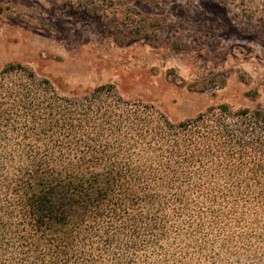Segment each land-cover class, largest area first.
Listing matches in <instances>:
<instances>
[{"label":"trees","instance_id":"16d2710c","mask_svg":"<svg viewBox=\"0 0 264 264\" xmlns=\"http://www.w3.org/2000/svg\"><path fill=\"white\" fill-rule=\"evenodd\" d=\"M0 264H264V108L0 66Z\"/></svg>","mask_w":264,"mask_h":264},{"label":"rangeland","instance_id":"374dc122","mask_svg":"<svg viewBox=\"0 0 264 264\" xmlns=\"http://www.w3.org/2000/svg\"><path fill=\"white\" fill-rule=\"evenodd\" d=\"M11 61L67 92L113 83L175 119L264 108V0H0Z\"/></svg>","mask_w":264,"mask_h":264}]
</instances>
